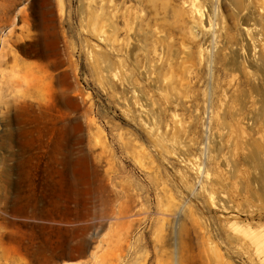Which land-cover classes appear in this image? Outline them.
I'll return each mask as SVG.
<instances>
[{
  "label": "rangeland",
  "instance_id": "374dc122",
  "mask_svg": "<svg viewBox=\"0 0 264 264\" xmlns=\"http://www.w3.org/2000/svg\"><path fill=\"white\" fill-rule=\"evenodd\" d=\"M194 3L0 0V264H264V0Z\"/></svg>",
  "mask_w": 264,
  "mask_h": 264
},
{
  "label": "bare ground",
  "instance_id": "6f19581e",
  "mask_svg": "<svg viewBox=\"0 0 264 264\" xmlns=\"http://www.w3.org/2000/svg\"><path fill=\"white\" fill-rule=\"evenodd\" d=\"M195 0H190V8H191V10L193 11V12H199L198 11V9H196V7H195ZM59 11L61 12V11H63V5H60V7H59ZM99 36L102 38V39H105V35L104 34H99ZM250 39H251V41H250ZM249 39V42H251V46H253L254 48L256 47V45H257V41H259V37H258V35H255V36H253V37H251ZM255 51V50H254ZM251 56L253 57V60L255 61L256 60V57H255V52L254 53H252L251 54ZM172 146H175V144L173 143V144H171Z\"/></svg>",
  "mask_w": 264,
  "mask_h": 264
}]
</instances>
